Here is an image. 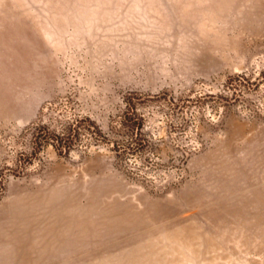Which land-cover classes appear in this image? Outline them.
Instances as JSON below:
<instances>
[{
  "label": "rangeland",
  "instance_id": "1",
  "mask_svg": "<svg viewBox=\"0 0 264 264\" xmlns=\"http://www.w3.org/2000/svg\"><path fill=\"white\" fill-rule=\"evenodd\" d=\"M0 264H264V0H0Z\"/></svg>",
  "mask_w": 264,
  "mask_h": 264
},
{
  "label": "bare ground",
  "instance_id": "2",
  "mask_svg": "<svg viewBox=\"0 0 264 264\" xmlns=\"http://www.w3.org/2000/svg\"><path fill=\"white\" fill-rule=\"evenodd\" d=\"M214 171H219L220 172L221 176L224 177L223 184H227V185H229L228 181L226 180V177L228 175H232L231 176V179H235L236 178V175L237 176H244L245 175V171L243 169H241V164L239 162L231 159L226 154V152L225 153L224 152L222 153V160H221V162L219 164V167L216 168Z\"/></svg>",
  "mask_w": 264,
  "mask_h": 264
},
{
  "label": "trees",
  "instance_id": "3",
  "mask_svg": "<svg viewBox=\"0 0 264 264\" xmlns=\"http://www.w3.org/2000/svg\"><path fill=\"white\" fill-rule=\"evenodd\" d=\"M135 129H137L135 126H131L130 127V130H131L132 134L134 133Z\"/></svg>",
  "mask_w": 264,
  "mask_h": 264
}]
</instances>
